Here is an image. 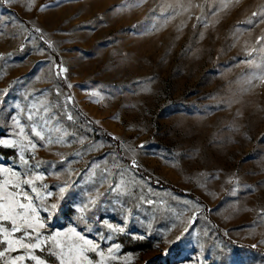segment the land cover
I'll use <instances>...</instances> for the list:
<instances>
[{
    "label": "rangeland",
    "instance_id": "obj_1",
    "mask_svg": "<svg viewBox=\"0 0 264 264\" xmlns=\"http://www.w3.org/2000/svg\"><path fill=\"white\" fill-rule=\"evenodd\" d=\"M8 179L0 264H264V0H0Z\"/></svg>",
    "mask_w": 264,
    "mask_h": 264
},
{
    "label": "snow or ice",
    "instance_id": "obj_2",
    "mask_svg": "<svg viewBox=\"0 0 264 264\" xmlns=\"http://www.w3.org/2000/svg\"><path fill=\"white\" fill-rule=\"evenodd\" d=\"M61 71L65 70L61 69ZM36 135L39 136L40 134L36 133ZM41 138L43 139V137ZM12 175L15 176V173ZM39 178L36 177V179ZM33 184L34 181L30 179L17 180L16 182L8 179L4 181L3 185H0V235L3 237L0 239V259L6 258L9 252L34 250L41 246L40 233L37 232V229L43 228L45 225L39 220L34 198L23 187V185H26L35 192ZM55 207L56 205L53 204L52 208ZM17 233H19L18 236ZM52 239L55 240V237H52ZM85 244H91V241H85ZM56 246L61 247L59 242ZM80 251L82 252L83 248ZM59 256L61 264H70L64 259L62 249ZM32 259H35V257H32ZM24 260V255L13 256L11 264H20ZM38 264H41V262L38 261Z\"/></svg>",
    "mask_w": 264,
    "mask_h": 264
},
{
    "label": "trees",
    "instance_id": "obj_3",
    "mask_svg": "<svg viewBox=\"0 0 264 264\" xmlns=\"http://www.w3.org/2000/svg\"><path fill=\"white\" fill-rule=\"evenodd\" d=\"M175 189V188H174Z\"/></svg>",
    "mask_w": 264,
    "mask_h": 264
}]
</instances>
